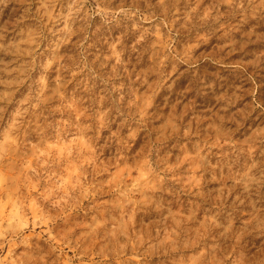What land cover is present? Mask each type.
I'll return each instance as SVG.
<instances>
[{
    "label": "rangeland",
    "instance_id": "rangeland-1",
    "mask_svg": "<svg viewBox=\"0 0 264 264\" xmlns=\"http://www.w3.org/2000/svg\"><path fill=\"white\" fill-rule=\"evenodd\" d=\"M262 245L264 0H0V264Z\"/></svg>",
    "mask_w": 264,
    "mask_h": 264
},
{
    "label": "clouds",
    "instance_id": "clouds-1",
    "mask_svg": "<svg viewBox=\"0 0 264 264\" xmlns=\"http://www.w3.org/2000/svg\"><path fill=\"white\" fill-rule=\"evenodd\" d=\"M244 264H264V245L257 248L255 254L248 255Z\"/></svg>",
    "mask_w": 264,
    "mask_h": 264
}]
</instances>
